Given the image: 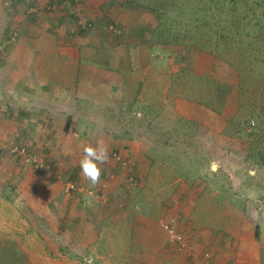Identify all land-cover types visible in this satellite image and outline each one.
Segmentation results:
<instances>
[{"label":"rangeland","instance_id":"1","mask_svg":"<svg viewBox=\"0 0 264 264\" xmlns=\"http://www.w3.org/2000/svg\"><path fill=\"white\" fill-rule=\"evenodd\" d=\"M26 1L0 0V126H9L0 129V264H264V0H107L99 16L87 21L71 0L43 10L40 19L48 26L41 32L53 30L64 46L87 39L85 56L97 69L126 78L110 82V92L103 87L105 105L62 103V109L79 110L72 131L79 155L73 159L66 158L55 130L27 137L22 98L6 95V63L17 43L42 30L24 11L34 6ZM84 6L81 0L78 9ZM30 22L37 31L29 34ZM136 76L144 79L137 92L128 80ZM123 83L130 84L126 94ZM101 84L89 88L101 91ZM88 114L97 125H85ZM102 119L107 123L99 127ZM98 133L109 147L102 168L117 169L114 179L125 193L105 211L96 204H103L101 192L74 167L83 156L82 139ZM127 141L136 142L121 145ZM13 148L27 150L45 170L22 164ZM112 153L124 157L127 167L118 166ZM51 175L64 187L72 182L96 192L91 199L68 193L78 200V214L86 212L82 224L78 217L79 234L88 236L83 228L93 226L96 208L93 218L101 221L98 233L105 238L97 263H88L94 253L83 235L77 253L67 247L62 258L50 256L39 239L38 254L24 253L22 246L31 244L22 237L35 240L37 232L29 229L33 217L24 208L30 183L43 184ZM133 175L135 185L128 182ZM99 212L109 214L106 223ZM170 217L185 250L167 241L161 222Z\"/></svg>","mask_w":264,"mask_h":264},{"label":"crops","instance_id":"2","mask_svg":"<svg viewBox=\"0 0 264 264\" xmlns=\"http://www.w3.org/2000/svg\"><path fill=\"white\" fill-rule=\"evenodd\" d=\"M27 1L34 6L29 7L24 5L26 7L24 11H26L27 14H33V18H39V21L35 19V22H32V24H39L42 30H39L41 33H39V36H36L35 38H22L17 43L19 48H17L14 58L10 57L9 61L6 63V83H8L6 95L13 98H22L20 108L24 111L26 116V120H24L26 124L23 129L26 130L24 132L27 137L35 136L33 131H37L38 129H43V131L49 129L55 130L54 136H58L57 138L60 139L59 142H61V146L67 151L68 156H66V158L73 159L79 155L77 139L74 138L76 135L75 133H72L73 127L76 125L77 121L74 114L78 113L79 110L75 108V110L72 111L71 107L62 109V103L66 104V106L70 102V104L73 102L72 105L77 104V106L81 103H86L87 105H91V107H95L96 104L105 105L106 102L104 98L107 94L104 90L111 91L109 85L110 82H118L120 80L125 81L126 78L122 79L123 77L120 75L115 73L109 74V72L103 69H97L93 59L89 56H85L91 47V44L88 43L89 41L87 39H82L80 37L75 38V43L72 42L71 44H78V46H64L66 40L59 35H51L50 32H54L53 30L49 29L47 31L45 29L44 32H41L43 31V26H48L47 22L40 19L41 12L45 10L43 11L44 13L46 12V9L49 8L53 10L57 0ZM84 3V10L76 8L75 11H81L83 13L82 19L84 18L86 21L99 16V12H101L105 6H108L107 0H84ZM108 4H110V2H108ZM49 5L52 7H49ZM16 8L17 6L15 2L14 9ZM112 16L113 15H111V17ZM114 18L119 22L121 21L118 17ZM1 26L2 23L0 21V29ZM33 30L37 31V26H32L30 22L27 31H29L28 33L30 34ZM101 42L103 44L104 40L102 39ZM92 44H97L94 38H92ZM128 80L132 84L131 91L135 89V92H137L140 90V85L144 86L143 78L139 79L136 76V78H128ZM100 82H103V84L100 85L101 88L105 86V89L103 88L101 91H95L94 89L89 88L90 86H96V84ZM157 82L158 81L155 82V86L157 85ZM121 86L123 87V93L126 94L125 91L130 88V84H126L125 86L123 83ZM101 98H103L102 102L100 100ZM106 99H109V97H106ZM17 111L19 112V110ZM91 118V114L86 116V121L89 120V122H85V125H97L93 124ZM103 120L104 119L100 120L99 127L107 123ZM8 128L9 126L7 124L0 126L1 130ZM67 138V141H71L70 143H65L66 141L64 140ZM2 139L4 140V138ZM101 139L104 140L106 137L103 138V136L98 133L89 141L83 139L82 141L85 145H94L97 140ZM5 141H7L6 138ZM107 141L108 140L106 139L105 143H107ZM135 142L136 141H127L121 145H135ZM80 159L79 156L75 159V169L76 167H79L77 161L79 162ZM102 169V175H105L104 177H107V180L101 181L96 187L97 190L101 192V200L98 201H102L104 205L101 204V202L96 204L97 207L103 208L105 211L109 209V207L113 208L112 205L115 203L117 197L125 196V193L121 189H118L119 182L116 183L114 179L117 174V169L114 167H106ZM78 171L81 174L80 167ZM28 175H30V173L26 172V179L28 178ZM26 182L29 181L27 180ZM87 183L90 186H93L89 181H87ZM30 184L32 185L30 191L32 197L26 196L27 204L24 205V208L26 210L29 209V214L33 217V220H30L32 227L29 226V229H34L37 232H33L36 236L35 240L31 235L22 237L23 242L26 241L31 244L28 247L27 245L22 246L24 253L26 255H33V252L38 254L36 245L38 246L37 240L39 239L40 243L46 248L50 256L62 258L63 256L61 253L64 252L65 248H73V251L80 249L76 240H78L79 236L83 235L86 236L83 240H89L90 249H92V252L94 253L92 256L86 258L88 263L92 261L97 263L99 257L95 254L99 247H101L102 242L105 241V238H103V234L101 235L98 233L99 230H102H98L101 221H95L93 218L98 217L95 206H92L91 210V213H93V226H89V228L87 227L86 229L83 228L85 232H88V236L86 234H79L80 227L78 225V217H80L82 224L83 214L86 212H83V214L80 212V215L78 214L80 207V205H78V200L73 198L68 191H66L64 186L59 185L56 178L53 177L52 179V175L49 179L47 177L43 184H33V182ZM135 193L136 192H132L129 194V197L132 199V195H135ZM24 194L26 193H20V197ZM139 199L142 200L141 197ZM100 217H104L102 223L104 224L106 223V219L109 218V214L104 213V215ZM23 224L26 223L24 222ZM73 233L75 234L70 235ZM82 247L83 250L89 251V247L88 249L86 248L87 245L83 244ZM31 250L32 252H30ZM71 264H76V262L73 261Z\"/></svg>","mask_w":264,"mask_h":264},{"label":"built area","instance_id":"3","mask_svg":"<svg viewBox=\"0 0 264 264\" xmlns=\"http://www.w3.org/2000/svg\"><path fill=\"white\" fill-rule=\"evenodd\" d=\"M76 8L80 7L81 5V0H71ZM89 24L87 23L86 25L82 26V28L88 27ZM13 154L18 156L19 158H22L24 164L30 165V164H35L37 168H44L42 162L41 164L37 162V159L34 156H31L27 150L24 148H13L11 150ZM112 160L121 168H125L128 165V161L122 157L119 153H112ZM128 182L131 185H135V176H130L128 178ZM65 189L68 192H76L80 196H82L84 199H91L95 197L96 192L93 190H86L81 186H78L75 183L72 182H67L65 184ZM161 227L166 233L167 240L170 244L177 246L178 249L180 250H185L186 242L183 237V235L177 230L176 226V219L174 217H170L165 221L161 222Z\"/></svg>","mask_w":264,"mask_h":264},{"label":"clouds","instance_id":"4","mask_svg":"<svg viewBox=\"0 0 264 264\" xmlns=\"http://www.w3.org/2000/svg\"><path fill=\"white\" fill-rule=\"evenodd\" d=\"M137 117L141 114L137 113ZM109 147L104 140H97L96 143L85 145L83 156L79 160L81 175L84 179L96 186L101 182L102 166L109 160Z\"/></svg>","mask_w":264,"mask_h":264},{"label":"trees","instance_id":"5","mask_svg":"<svg viewBox=\"0 0 264 264\" xmlns=\"http://www.w3.org/2000/svg\"><path fill=\"white\" fill-rule=\"evenodd\" d=\"M20 159V161L22 162V164H24V162H23V160H22V158H19ZM43 169V168H42ZM44 170H45V168H44ZM78 185V184H77ZM79 186V185H78ZM76 193V192H75ZM77 194V193H76ZM79 195V194H78ZM82 197V196H81ZM167 238V237H166ZM168 241V240H167ZM169 243V242H168ZM172 245V244H171Z\"/></svg>","mask_w":264,"mask_h":264}]
</instances>
